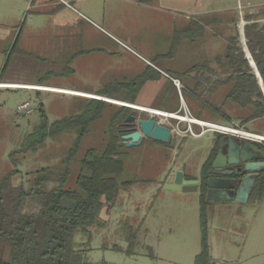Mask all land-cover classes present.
Wrapping results in <instances>:
<instances>
[{
  "label": "rangeland",
  "instance_id": "obj_1",
  "mask_svg": "<svg viewBox=\"0 0 264 264\" xmlns=\"http://www.w3.org/2000/svg\"><path fill=\"white\" fill-rule=\"evenodd\" d=\"M58 1L0 0V81H34L47 87L0 88V179L18 169L15 184L30 188L37 171L61 166L75 132L47 139L36 152L11 157L41 122V108L53 123L81 112L87 98H104L116 105L90 126L78 155L81 158L87 149H101L107 144L111 114L118 106L130 104L97 94L125 97L129 91L125 85L140 73L160 71L158 78L145 82L140 89L136 105H149V109L177 116H155L172 129V141L165 144L145 139L136 146L125 144V168L118 179L130 185L121 188L106 226L90 229L91 242L88 244V235L79 232L74 244L90 249L86 256L92 262L194 264L201 248L200 196L167 189L163 183L179 171L192 178L201 174L208 154L206 145L213 136H195L189 131L191 119L235 124L264 134V118L247 120L251 107L224 102L230 86H212L217 77H224L214 59L224 53L230 40L246 48V17L264 25V0H144L143 5L135 3L138 0H67L63 13L52 16L46 12ZM45 3L51 6L41 7ZM191 20L205 25L203 35L182 39L169 54L174 30ZM23 48L28 53L19 51ZM206 61L210 71L184 74ZM175 80L180 82V90ZM195 80L204 84L196 92ZM25 101L31 102V114L18 112V105ZM138 115L148 118L151 114L141 110ZM191 126L195 133H201L200 126ZM78 167L74 162L68 187L75 186ZM54 186L47 184V188ZM145 220L156 225L153 232L160 238L156 249L138 244L134 256L113 249L114 245L127 247L129 225L143 236L140 231ZM208 233L216 264H264V199L255 196L247 203L213 202L208 207Z\"/></svg>",
  "mask_w": 264,
  "mask_h": 264
},
{
  "label": "trees",
  "instance_id": "obj_2",
  "mask_svg": "<svg viewBox=\"0 0 264 264\" xmlns=\"http://www.w3.org/2000/svg\"><path fill=\"white\" fill-rule=\"evenodd\" d=\"M246 20V45L264 82V25L261 26L257 20L251 22L250 17H246ZM204 29L205 25L196 20L176 28L169 54L174 52L182 39L194 40L196 36L203 35ZM233 41L231 39L224 53L214 59L224 77H217L212 86H230L224 102H232L240 108L251 107L253 111L248 121L264 118V92L259 79L242 47ZM8 61L9 58L3 70ZM207 70L210 71L209 61L192 66L184 74L196 71L203 75ZM160 74L143 71L125 85L129 89L125 97L108 92L97 95L136 104V95L145 82L155 80ZM174 78L177 79V76ZM203 86L202 81L195 80L194 91ZM113 106L116 105L101 99L87 98L81 112L53 123L49 122L45 110L41 108V122L26 136L22 147L11 153V157L17 153L36 152L47 139L57 138L67 132H75L76 138L64 155L61 166L45 167L37 171L32 187L15 184L14 177L19 173L18 169L11 170L0 179V264H110L106 261H90L86 250L76 248L74 238L81 232L91 239L90 229L101 225V211L116 202L122 187L130 185V182L121 183L118 179L125 168L122 158L125 143L119 126L132 112V108L118 106L109 119L107 144L101 149L89 148L81 158L78 157L90 126L102 117L106 109ZM221 137L218 136L215 147L203 165L200 189L201 249L194 264H216L211 254L208 233V207L213 201L207 199L206 191L208 169L212 167L217 155ZM74 162H78L79 166L75 186L68 187ZM49 183H55V186L47 188ZM263 194L264 174L254 187L252 196L260 199ZM127 242L125 252L132 255L137 243V235L132 229ZM113 248L122 251L119 246Z\"/></svg>",
  "mask_w": 264,
  "mask_h": 264
},
{
  "label": "water",
  "instance_id": "obj_3",
  "mask_svg": "<svg viewBox=\"0 0 264 264\" xmlns=\"http://www.w3.org/2000/svg\"><path fill=\"white\" fill-rule=\"evenodd\" d=\"M243 50L252 69L256 73L260 86L264 92L263 79L247 45ZM101 100L110 102L104 98ZM132 105L134 107L130 105H123L133 109V111L125 118L124 122L122 123L124 126V128L121 129V132L123 133L122 139L126 145L136 146L141 144L145 139H152L165 144L171 143L173 137V131L171 128L157 121L155 116L152 114L148 118L140 117L138 113H140L141 109L136 104ZM239 163L243 164V173H258L260 168L264 167V150L257 147L249 140L245 139L244 141H239L236 136L231 135L227 141H221L218 154L212 164L213 169L210 170V172L218 173L217 170L219 169L225 168L227 166L231 167ZM223 180L224 179L222 178L209 179L207 184V199L209 201L223 202L235 200L239 203L247 202L253 188V183L246 185V181H243V183L238 188L236 195L230 196L225 190L226 187L220 183ZM175 184L178 185V188L182 191H196L199 188L200 181L183 179V174L178 172Z\"/></svg>",
  "mask_w": 264,
  "mask_h": 264
},
{
  "label": "crops",
  "instance_id": "obj_4",
  "mask_svg": "<svg viewBox=\"0 0 264 264\" xmlns=\"http://www.w3.org/2000/svg\"><path fill=\"white\" fill-rule=\"evenodd\" d=\"M77 1H81V0H77ZM135 3H137V4H141V5H143L144 4V0H138V1H136ZM68 1L67 0H61V1H58V2H56V3H54V7L51 9V10H49V11H46V12H48V13H51V15L52 16H56V15H59V14H61V13H63V11L65 10V8H66V6H68ZM46 6H51V3H45V4H42V6L41 7H46ZM3 26L4 27H8L6 24H3ZM181 26H183V25H181ZM175 29V28H174ZM19 51L22 53V54H25V53H28L27 52V50L25 49V48H23V49H19ZM6 52H9V50H6ZM160 72V71H159ZM162 73V72H161ZM11 82H16V81H11ZM18 82V81H17ZM21 83H26L25 85H35V84H39L40 82H34V81H21ZM59 88H62V87H59ZM66 89H68V88H66ZM140 105L142 106V107H146V108H149V107H152V106H149V105H145V104H141L140 103ZM256 120V119H255ZM255 120H251V121H255ZM250 122V121H249ZM249 122H247V123H249ZM215 123H218V122H215ZM218 124H221V123H218ZM223 124V123H222ZM197 125V124H196ZM199 126V125H198ZM211 132H213V131H207V132H205L203 135H201V136H198V138H201V137H203V136H205L206 134H211L212 136H213V138H212V140L210 141V142H208V145H206L207 147H208V154H207V158H206V160L203 162V165L205 164V162L207 161V159L209 158V156H210V153H211V151H212V149L215 147V144H216V142H217V138H218V136H219V134H216V133H211ZM258 134H260V133H258ZM261 135H263L264 136V134H261ZM225 137L227 138V137H229V136H227L226 134H223L222 135V140H224L225 139ZM238 138V137H237ZM205 144V143H204ZM205 145H202L201 147H204ZM203 165H202V168H203ZM179 172H181V171H179ZM182 174H183V179H187V177L188 176H186V174L185 173H183V172H181ZM176 179H177V174L176 175H174V176H168L167 178H166V180H165V182L163 183V186L165 187V188H167V189H172V190H175V191H179V192H182V190L181 189H179L178 187V185H176L175 183H176ZM189 180V179H188ZM190 180H195V178H192V177H190ZM173 186V187H172ZM187 192H190V191H187ZM192 192H196L197 194H199V196H200V190L198 189V190H196V191H192ZM253 198V196L250 198V200ZM199 199H200V197H199ZM264 199V194H263V197L262 198H260L259 200L261 201V200H263ZM114 205H115V203L111 206V207H108V206H105L104 207V209L101 211V213H100V221H101V225H97V227L98 228H102L103 229V227H105L106 226V224H107V222H109L110 221V217H111V214H112V210H113V207H114ZM154 226H156V225H154V223H152V222H150L149 220H145L144 222H143V229L140 231L141 232V234H143V236H141V237H139L138 236V231H135V228H134V226L133 225H129L128 226V233L126 234V240H127V236H128V234H129V232H130V230L132 229L135 233H136V235H137V243H136V247H135V250H134V253L131 255V256H134V255H137L138 254V252H137V248H138V244H141L142 245V248H150L151 250L154 248V249H156V243H158V241H160V238H158L157 239V237H158V235L156 234V233H154L153 232V230H154ZM94 227H96V226H94ZM140 227H142V226H140ZM154 233V234H153ZM91 234H92V231H91ZM93 239V234H92V236H91V239H89V241H88V244L91 242V240ZM115 246H119V245H114L113 247H115ZM119 247H121V246H119ZM127 247H128V245H127ZM127 247L126 248H123V247H121L122 248V251H119V252H122V253H126L125 252V250L127 249ZM104 248H106V249H109V247H104ZM81 249V248H80ZM114 249V248H113ZM201 249V248H200ZM83 250H86V254H87V252L90 250V249H83ZM145 250V249H144ZM115 251H117V250H115ZM141 251V250H140ZM200 252V251H199ZM198 252V253H199ZM197 253V254H198ZM127 254V253H126ZM139 254H140V252H139ZM197 254L195 255V258H196V256H197ZM212 254V253H211ZM129 255V254H128ZM212 257H213V255H212ZM213 259H214V257H213ZM105 261V260H104ZM194 261H195V259H194ZM106 262H108V261H106ZM108 263H110V262H108ZM111 264V263H110Z\"/></svg>",
  "mask_w": 264,
  "mask_h": 264
},
{
  "label": "flooded vegetation",
  "instance_id": "obj_5",
  "mask_svg": "<svg viewBox=\"0 0 264 264\" xmlns=\"http://www.w3.org/2000/svg\"><path fill=\"white\" fill-rule=\"evenodd\" d=\"M132 111H133V109H132ZM122 123L119 126L120 132H121V129L124 128ZM122 135H123V133H122ZM227 136H229V137H227V138L225 137L224 141H227L231 137V135H227ZM237 139L239 141H244L245 140V139H241V138H237ZM221 141H222V137L218 141V151H219V148H220ZM252 143H254L257 147H259V148L264 150V144L256 143V142H252ZM217 154H218V152H217ZM242 166H243L242 163H239V164L231 166V167L227 166L225 168L217 170L218 173H211L210 170H212L213 167L209 168L208 169L207 184H208V181H209L210 178H222L224 180L221 181L220 183L223 184L226 187L225 190L227 191V193L230 196H235L236 192L238 191V188L243 183V181H246V185H250V184L253 183L252 191H251L250 196H249V198L247 200V202H249L250 198L252 197L254 187L256 186V184L259 183V181L261 179V176H263V174H264V167L260 168V171L258 173H256V174H246V173L242 172ZM195 180H199L200 181L199 188H198L200 190L201 186H202V181H203V168L201 170L200 176L195 178ZM207 190H208V186H207ZM206 196H207V191H206ZM213 202H216V201H213ZM223 202H228V201H223ZM234 202H237V201L234 200Z\"/></svg>",
  "mask_w": 264,
  "mask_h": 264
},
{
  "label": "built area",
  "instance_id": "obj_6",
  "mask_svg": "<svg viewBox=\"0 0 264 264\" xmlns=\"http://www.w3.org/2000/svg\"><path fill=\"white\" fill-rule=\"evenodd\" d=\"M9 83H3L0 81V85H8ZM175 84L176 86L179 88V90L181 89L180 87V82L175 80ZM0 88H7V89H18V88H22V89H29V88H24V87H1ZM34 89V88H33ZM39 90V89H37ZM142 111H146L149 112L150 114L154 115V116H158L161 114H156L154 112L149 111L148 109H141ZM34 111V109L31 107V102L30 101H25L22 102L18 105V112L19 113H24V114H31ZM164 116V115H161ZM168 116V115H165ZM170 116H174V115H170ZM193 121L190 122V127H189V131H191L195 136H201L203 135L205 132L207 131H213V132H218L221 134H226V135H233L236 136L238 138L241 139H246L252 142H256V143H261L264 144V136L258 133H254L251 131H248L244 128H242L239 125H223V124H218V123H211V122H207V121H201L198 119H192ZM192 124H197L202 128L201 133H195L193 131L192 128Z\"/></svg>",
  "mask_w": 264,
  "mask_h": 264
},
{
  "label": "bare ground",
  "instance_id": "obj_7",
  "mask_svg": "<svg viewBox=\"0 0 264 264\" xmlns=\"http://www.w3.org/2000/svg\"><path fill=\"white\" fill-rule=\"evenodd\" d=\"M1 87H17V86H21V87H32V88H46L45 86H42V85H25V84H20V83H9L8 85H0ZM126 105V104H125ZM127 105H130V106H133L132 104H127ZM134 107V106H133ZM140 109H148L149 111L151 112H154L156 114H161V115H173V114H169V113H165V112H162V111H158V110H153V109H149V108H145V107H142V106H139ZM175 116V115H174ZM177 117V116H175ZM182 120H184L183 117H180ZM193 120L191 119L190 122H192Z\"/></svg>",
  "mask_w": 264,
  "mask_h": 264
}]
</instances>
